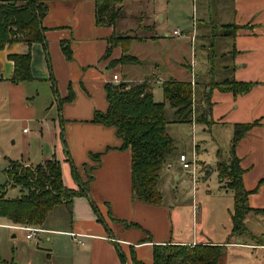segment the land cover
I'll use <instances>...</instances> for the list:
<instances>
[{"label": "crops", "instance_id": "crops-1", "mask_svg": "<svg viewBox=\"0 0 264 264\" xmlns=\"http://www.w3.org/2000/svg\"><path fill=\"white\" fill-rule=\"evenodd\" d=\"M42 1L48 5L43 20L47 47L42 43L29 45L19 42L0 49V85L4 86L0 92V108L3 105L10 116L6 119L21 118L36 123L40 136L49 133L54 137L53 129L56 136L59 129L64 132L65 148L59 159L64 162L63 180L68 188L78 189L80 186L73 165L78 168L81 181L87 182L89 176L93 178L89 182L88 194L73 199V211L68 212L66 208L60 211L59 216H51L58 206L55 207L44 224L39 226L43 231L35 238H27L28 232L16 227L24 224H14L0 217L5 220L0 225L26 232L12 262L124 264L123 253L127 264H133L134 249L137 258L153 264V245L166 243L225 245L219 264H228L229 250L236 246L247 250L243 255L246 264H252L256 257H264V244L255 239L241 241L238 236L229 240L231 229L222 241L208 240L204 236L175 239L173 218L180 219L179 211H173V207L164 202L157 206L133 199L131 149H120L122 140L114 127L92 122L97 110L106 111L108 107L105 89L108 83L149 81L152 85L156 82L162 89L163 82L167 80L191 82L195 75L197 99L201 93L209 91L207 85L211 82L231 77L256 82L244 94L235 95L218 88L212 90L211 117L214 123L205 125L209 128L218 125L231 132L233 128L234 132L237 123L260 121V125L253 128L236 148L245 170V186L250 191L254 190L264 178V0H214L213 8L208 6L209 0H203L198 7L197 22L193 20L192 24L173 31L169 30L172 17L185 15L190 6L194 8L195 0H125L123 11L128 2H134L132 27L122 23V16L114 26H98L96 0ZM216 23L223 29L227 24L237 25L238 29L232 35L223 34L217 39L214 38ZM176 30L183 35L175 36ZM140 32L148 35H140ZM113 34L138 36L133 39L129 53L139 62L132 63L133 66L113 63L122 56V47H115L111 56L105 57ZM212 37L214 42L220 41L219 58L215 57ZM63 42L72 49L71 60L63 53ZM143 45H147L146 51ZM27 53H31L33 78L13 83L15 65L9 55ZM114 74L119 75L118 82L113 80ZM43 82L41 90L39 86ZM70 88L75 98L60 105L59 98L66 97ZM191 124L195 126V122ZM195 146L198 153L206 149L200 143ZM178 152L169 161L171 166L164 169L183 170L178 159L181 153L186 152ZM93 154H101L100 161L93 160ZM54 157H57V146L50 145L38 161L44 163ZM39 163L25 162L26 165ZM167 171L161 174L160 181L170 180L171 175ZM192 185L193 192L197 191L199 180L194 184L192 179ZM93 203L101 210L102 218L99 219ZM249 206L264 209V183L258 191L250 194ZM251 215L263 222L264 212L252 211L246 217L251 234L262 238V229L252 231L247 224Z\"/></svg>", "mask_w": 264, "mask_h": 264}, {"label": "trees", "instance_id": "trees-1", "mask_svg": "<svg viewBox=\"0 0 264 264\" xmlns=\"http://www.w3.org/2000/svg\"><path fill=\"white\" fill-rule=\"evenodd\" d=\"M124 2L125 0H96L97 25L114 26L123 15ZM47 12L48 5L42 0L0 1V49L19 42L29 45L42 43L46 48V29L43 26V20ZM224 29V35H232L237 31L238 26L227 24ZM137 37L113 34L109 39L105 57L109 58L115 47H122V56L113 63L139 62L138 58L129 53L131 43ZM61 45L66 58L71 60L73 53L70 45L65 42ZM9 58L14 61L15 65L11 79L13 83L29 81L33 78L31 53L12 54ZM256 84V82L239 81L232 77L220 82H211L207 85L209 91L203 92L196 110L194 107L197 102L195 90L192 83L188 81L167 80L163 82L164 101L162 102L155 100L152 83L149 81L139 83L123 81L106 84L108 107L106 111L97 110L92 122L114 127L118 137L122 140L120 149H131L133 199L150 205H163L164 196L159 188V182L164 168L176 153L175 141L167 129L170 122L166 113L167 104L175 110L176 122L192 123L195 119L199 124L211 126L214 123L211 117L212 90L218 88L238 95L249 92ZM74 98L75 93L70 88L66 97L59 98V103L62 105ZM194 112H197L196 118ZM259 125L258 120L234 125L230 157L224 159L221 157V151H218L217 169L221 187L232 190L234 193V206L231 212L232 229L229 240L235 236L250 235L260 244H264V236L262 238L253 236L246 225V217L250 212H264V209H253L249 206L250 194L259 190L264 183V178L254 190H248L243 179L245 170L236 153L239 142ZM91 157L93 160L100 161L101 154H93ZM73 166L80 185L78 189L68 188L65 185L62 163L57 158L37 165H26L13 161L5 170L6 185L0 186V217L14 224L40 226L58 205L71 206L76 196L88 194L89 182L93 178L89 176L87 182L81 181L78 178V168ZM10 186L18 187L21 195L16 198L7 197ZM94 208L99 219L102 218L96 205ZM127 224L130 226L129 223ZM225 247V245L213 243L154 244L153 264H219ZM121 256L123 263L127 264L126 256L123 253ZM132 261L133 264H146L137 258L134 249ZM9 264L17 263L10 262Z\"/></svg>", "mask_w": 264, "mask_h": 264}, {"label": "rangeland", "instance_id": "rangeland-1", "mask_svg": "<svg viewBox=\"0 0 264 264\" xmlns=\"http://www.w3.org/2000/svg\"><path fill=\"white\" fill-rule=\"evenodd\" d=\"M202 1L203 0H195L194 8L190 6L185 15L173 16L169 30L173 31L174 28L180 27L181 29L184 26L186 27L188 24H192L193 20L197 22L198 14L200 12L198 7H200ZM207 3L208 6L213 8L215 1L209 0ZM133 4V1L128 2L124 7V15H122L121 21L123 24L129 25L126 27H132L134 24V19L132 18V14L134 12L132 9ZM214 25H216L215 27L217 30L214 38L218 39L223 36L224 29L217 23ZM129 33L131 34V32ZM140 35H148V33L140 32ZM211 41L214 42L213 37ZM214 43V49H216L215 57L219 58V53L221 52V49L219 48L220 41L218 40ZM146 46L147 45H143V47H145L144 51H146ZM129 66L133 65L131 64ZM126 68L127 67L125 66L124 73H126ZM195 79L196 76L193 75L191 80L193 87H195ZM44 84L45 83L43 82L39 86L41 90ZM3 88L4 86L0 85L1 93ZM152 88L154 89L156 101H164L163 91L159 84L155 82L152 85ZM202 95L203 93L195 99L197 101L196 104H194L195 110L200 103ZM2 106L0 108V185H6L7 177L5 170L13 161H19L23 164H25V162L35 164L39 163V157L46 153V150L50 145L57 146V157L54 158L59 159L65 148V140L63 138L64 132L61 129H59L57 136L56 130L54 129V137H52V135L50 136L49 133H44V136H40L38 135L40 133V129L36 123H32L21 118L18 120L13 118L6 119L5 117L10 116L6 113ZM168 106L169 105H167L166 108L167 117L170 120L168 123V130L175 141L176 151L186 152L181 154H188L191 157L194 146L197 143H200L204 148H206L198 153V149H196L195 146V150L197 152L196 158L198 160L199 180L197 191L195 190L193 192L192 175L186 173V171L175 168L172 170L170 169V171L166 168L162 172L165 173L168 170L167 172L171 175L169 178L170 180L166 182V180L162 179L159 183V188L164 196V203L173 207V211L178 210L180 213V219L173 218V237L175 239L188 237L192 239L193 236H204L207 237L208 240L212 241L225 240L228 231L232 229L231 212L234 205V193L232 190H228L220 186L219 173L217 169L219 157H217L216 153L219 149H222L221 157L229 159L231 146L230 141L232 140L231 138L234 134L233 128L232 132L229 131V129H222L218 125H214V127L209 128L205 125L197 123L195 119L193 120V122H195V126L189 122H176L175 111L174 109H170ZM194 113L196 118L197 112ZM59 160L61 161L63 168L64 162L61 159ZM166 166H169V163ZM207 170H209V173H207ZM20 195L21 191L18 187H8L7 197L16 198ZM66 208L68 212L73 211L72 205L68 206L66 204H61L58 205L56 211L51 213V216H59L60 211L63 209L65 210ZM100 211L101 210H98V213H101ZM70 214L71 213L68 215ZM4 222L5 220L0 219V223ZM247 224L252 231H257L259 229L264 231V221H258V218L255 215H251L248 218ZM25 233L0 225V264H9L12 262L18 244L25 239ZM15 234L16 236H14ZM238 237L241 241L254 240L253 238L246 236ZM245 252H247V250L240 246L231 248L229 250L228 264H246L247 261L244 260L243 256ZM259 254L260 252L258 255ZM252 264H264V257H256Z\"/></svg>", "mask_w": 264, "mask_h": 264}, {"label": "built area", "instance_id": "built-area-1", "mask_svg": "<svg viewBox=\"0 0 264 264\" xmlns=\"http://www.w3.org/2000/svg\"><path fill=\"white\" fill-rule=\"evenodd\" d=\"M174 35L175 36H182L183 33L179 30L174 31ZM113 80L118 82L119 81V75L118 74H114L113 75ZM197 156V152L194 148L193 150V154L190 157L188 154H181L179 156V164L181 166V168L186 171L188 174L192 175V179L194 184H197L198 182V160L196 158ZM169 166H171L169 164ZM17 228L23 229L25 231H27V238H35L37 236V234L41 231H43L39 226H33V225H20V226H16Z\"/></svg>", "mask_w": 264, "mask_h": 264}]
</instances>
